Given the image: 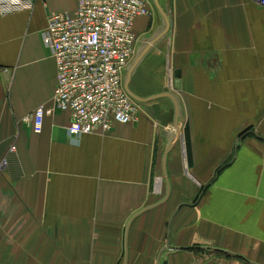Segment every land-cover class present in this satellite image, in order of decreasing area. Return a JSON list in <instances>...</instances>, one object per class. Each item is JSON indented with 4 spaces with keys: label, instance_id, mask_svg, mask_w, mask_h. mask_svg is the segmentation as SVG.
I'll return each instance as SVG.
<instances>
[{
    "label": "crops",
    "instance_id": "0c3cea01",
    "mask_svg": "<svg viewBox=\"0 0 264 264\" xmlns=\"http://www.w3.org/2000/svg\"><path fill=\"white\" fill-rule=\"evenodd\" d=\"M50 1L0 17V264H203L219 252L264 264V6L151 0L156 12L136 19L124 82L170 22L129 84L176 98L169 146L170 97L76 138L69 111L33 131L25 117L57 85L42 32L52 12L77 7Z\"/></svg>",
    "mask_w": 264,
    "mask_h": 264
},
{
    "label": "built area",
    "instance_id": "2783aa9c",
    "mask_svg": "<svg viewBox=\"0 0 264 264\" xmlns=\"http://www.w3.org/2000/svg\"><path fill=\"white\" fill-rule=\"evenodd\" d=\"M170 1V0H169ZM264 6V0H254ZM35 0H0V17L31 10ZM150 0H77L74 11L52 12L43 42L57 62V85L52 104H41L25 120L41 133L45 117L69 111L67 131L76 138L109 129L113 121L135 120L141 103L128 93L124 72L136 53L135 21L150 15ZM14 146L2 164H8ZM203 264H250L230 254H215Z\"/></svg>",
    "mask_w": 264,
    "mask_h": 264
},
{
    "label": "water",
    "instance_id": "95a60500",
    "mask_svg": "<svg viewBox=\"0 0 264 264\" xmlns=\"http://www.w3.org/2000/svg\"><path fill=\"white\" fill-rule=\"evenodd\" d=\"M156 4L160 7L159 5V1L158 0H155ZM166 16V15H165ZM166 22H167V26H166V29L165 31L160 34L158 37H156L155 39H153L149 44H147V46L143 49V51L140 53V55L136 58V60L134 61V63L132 64L129 72H128V75H127V78H126V82H125V87H126V90L128 91V93L131 95L132 98H134L135 100L139 101L140 103H147L149 102L150 100H153L155 98H160V97H170L172 98L174 104H175V122H174V126H173V132L171 134V137H170V142H169V146L171 144V141L173 140L174 136H175V133L177 131V128H178V119H179V107H178V103H177V100L176 98L168 93V92H164L162 94H159V95H156V96H151V97H141V96H138L136 95L135 93H133L129 87V84H130V81H131V77H132V72L133 70L135 69V67L137 66V64L139 63V61L143 58V56L148 52V50L151 48V46L153 45V43H155V41L160 38L161 36H163L166 32H168L169 28H170V22H169V19L167 18L166 16ZM175 78H176V81H175V87L176 88H179L180 86V77H181V70L180 69H177L175 70ZM167 153H168V150L166 152V156H165V162H166V157H167Z\"/></svg>",
    "mask_w": 264,
    "mask_h": 264
},
{
    "label": "rangeland",
    "instance_id": "374dc122",
    "mask_svg": "<svg viewBox=\"0 0 264 264\" xmlns=\"http://www.w3.org/2000/svg\"><path fill=\"white\" fill-rule=\"evenodd\" d=\"M50 3L54 7H58V6H68L69 0H67L66 3L65 4H62V5H60L61 4V1L60 0H55V1H52L51 0ZM150 10H151V14L150 15H152V13L156 12V7L154 5V2H152L151 0H150Z\"/></svg>",
    "mask_w": 264,
    "mask_h": 264
},
{
    "label": "trees",
    "instance_id": "16d2710c",
    "mask_svg": "<svg viewBox=\"0 0 264 264\" xmlns=\"http://www.w3.org/2000/svg\"><path fill=\"white\" fill-rule=\"evenodd\" d=\"M220 253H221V252H219V253H215V254L219 255ZM215 254H214V255H215ZM221 254H222V253H221Z\"/></svg>",
    "mask_w": 264,
    "mask_h": 264
},
{
    "label": "bare ground",
    "instance_id": "6f19581e",
    "mask_svg": "<svg viewBox=\"0 0 264 264\" xmlns=\"http://www.w3.org/2000/svg\"><path fill=\"white\" fill-rule=\"evenodd\" d=\"M55 58V57H54ZM56 60V59H55ZM56 64H57V62H56ZM55 94V93H54Z\"/></svg>",
    "mask_w": 264,
    "mask_h": 264
}]
</instances>
